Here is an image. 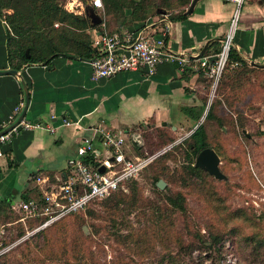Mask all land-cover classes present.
Listing matches in <instances>:
<instances>
[{
	"label": "rangeland",
	"instance_id": "obj_1",
	"mask_svg": "<svg viewBox=\"0 0 264 264\" xmlns=\"http://www.w3.org/2000/svg\"><path fill=\"white\" fill-rule=\"evenodd\" d=\"M58 2L63 3L62 0ZM7 12L12 13V10ZM105 23L108 32L128 26L111 15L106 16ZM250 77L246 85L232 86L233 81H227L223 75L215 91L208 87L202 101L206 105L205 114L198 122L187 116L173 119L171 123L176 130L150 123L142 125L137 148L140 154L154 158L137 179L142 206L128 218L133 233L147 231L148 239L144 240L143 248L148 249L145 253H151L149 257L137 255L104 232L93 233L95 227L107 223L110 214L98 201L87 210L45 229L47 234L32 248L26 245L32 235L23 239L26 232L14 221L18 214H10L3 221H11V224L0 226L3 231L0 241L7 244L3 245L6 251L0 257V264H76V256L83 251L87 264H110L120 259L133 264H153L167 251L177 255L178 264H244L236 244L225 233L224 225L227 228L230 225L225 222L222 209L229 206L257 214L264 212V79L261 73ZM210 112L213 119L208 118ZM198 123L205 126L210 147L221 157L220 167L227 175L225 180L209 174L188 177L184 173L190 162L185 148ZM173 142L179 143L172 147ZM127 144L131 145V141ZM193 159L195 161V157ZM164 166L168 175L162 178L166 183L162 190L151 176L156 168ZM177 192L184 195L186 210L174 212L167 220L165 231L149 228L143 213L157 215L159 205L165 206V197ZM89 210L97 213V217L90 216ZM125 214L126 210L120 213L119 219ZM27 254L31 255L30 261Z\"/></svg>",
	"mask_w": 264,
	"mask_h": 264
},
{
	"label": "crops",
	"instance_id": "obj_2",
	"mask_svg": "<svg viewBox=\"0 0 264 264\" xmlns=\"http://www.w3.org/2000/svg\"><path fill=\"white\" fill-rule=\"evenodd\" d=\"M235 8L227 0L198 1L187 19L169 18L172 25L166 38L168 47L190 58L203 55L206 49L213 51L211 43H222ZM157 19L151 17L122 31L137 35L145 28L159 37L167 22L164 17ZM234 46L264 79V0H245ZM8 69H13L8 60V26L0 15V70ZM19 72L30 94L26 119L40 121L54 131L47 127L22 131L4 146L6 154L0 157V226L10 223L2 218L17 213L15 205L33 195L37 175L55 176L66 171L68 159L77 157L81 139L92 134L90 128L102 122L106 127L135 129L148 123L168 127L162 123L184 116L194 120L183 109L200 108L207 94L198 72L182 70L171 62L161 64L153 75L141 69L100 80L93 78L90 61L65 56L49 65H33ZM22 88L19 76L0 75V131L14 122V108L25 99ZM64 118L75 123L66 126ZM128 147L140 153L132 141Z\"/></svg>",
	"mask_w": 264,
	"mask_h": 264
},
{
	"label": "trees",
	"instance_id": "obj_3",
	"mask_svg": "<svg viewBox=\"0 0 264 264\" xmlns=\"http://www.w3.org/2000/svg\"><path fill=\"white\" fill-rule=\"evenodd\" d=\"M103 2L107 16H114L117 22L132 26L135 23L145 22L151 17H158L157 20H160L164 17V14L159 13V9L166 10V15L172 20H185L189 17L187 11L192 0H103ZM9 9L12 10V13L7 12ZM0 15H2L8 26L9 65L17 71H23L33 65H49L55 58L60 56L90 61L97 55L93 46L94 30L101 29L103 26H94L86 16L70 13L65 10L58 0H0ZM121 31L122 29H117L115 32ZM213 47V51L206 49L203 55L219 53L222 48L220 40L212 42L210 48ZM259 72L261 71L241 57L235 46L232 47L229 55V63L224 73L228 79L227 81H233L232 86H236L237 84L239 86L246 85L251 80L250 75ZM198 74L202 89L207 93V88L211 87V80L203 69ZM225 83L228 84V82ZM205 109L206 105L203 104L197 109L185 107L183 111L195 121H199ZM208 118H214L212 112L208 114ZM207 147H210L207 139V130L201 124L195 129L188 146L185 148L186 155L190 159V164L185 166L184 169V173L188 177H202L204 174H208V172L192 166V163H194L193 158ZM87 162L92 165H98V162L93 156L87 157ZM167 175L166 167L164 166L156 168L151 178L156 183L163 176L165 177ZM50 176L54 177V175ZM137 179L129 182V192L120 189L101 200V203L110 211V214L106 218L107 223L95 227L93 233L99 235L104 232L116 241L128 246L137 255L140 253L143 257H149L151 253H145L144 251L148 249L143 248L144 240L146 241L148 239L146 237L147 231L140 234L133 233L131 231L132 222L128 218L135 209L142 206V203H140L142 195L138 187ZM29 198H41L37 187H35L32 196L24 197V199ZM165 198V206L159 205L158 207V212L160 213H157L155 216L153 214L147 216L146 212L143 213L146 218V223L149 224V228H162L165 231V227H168L167 220L169 221L173 217L174 212H183L186 210L185 197L181 192L168 195ZM124 210H126V214L120 220L119 215ZM222 211L225 222L230 225L229 228L224 225L225 233L236 244L242 261L245 262L244 264H264V212L257 214L254 211L250 212L244 208H230L229 206H225ZM76 214L78 213L70 216ZM89 214L92 217H97V213L94 211H90ZM6 217H9V214H6L2 220ZM68 217L33 234L27 240L26 245L31 248L36 247L38 239L42 235L47 234L45 229L58 225ZM7 222L11 221H4V223ZM171 225H174V222ZM21 227L25 233L24 227L22 225ZM124 230L128 232L125 234L123 233ZM26 256H29L27 260L30 261L31 255L27 254ZM75 262L76 264L88 263L85 251L78 253ZM110 264L133 263L120 259L118 262L112 261ZM153 264H178L177 255L173 254L172 251H167L157 258Z\"/></svg>",
	"mask_w": 264,
	"mask_h": 264
},
{
	"label": "built area",
	"instance_id": "obj_4",
	"mask_svg": "<svg viewBox=\"0 0 264 264\" xmlns=\"http://www.w3.org/2000/svg\"><path fill=\"white\" fill-rule=\"evenodd\" d=\"M62 1L65 10L70 13L86 16V10L92 8L102 18L100 25L103 27L94 30L93 46L97 55L90 60L95 80L141 69H144L148 75H153L161 64L171 62L178 64L182 70L191 68L199 72L203 69L211 80L213 91L217 89L228 66L245 2V0H227L233 2L236 8L219 53L213 56L201 55L190 58L175 53L168 47L166 38L172 25L168 15H164L167 24L159 37L145 28L137 35L130 30L109 33L106 30L107 14L103 0ZM24 106L23 98L14 108V116H12L14 122L22 113ZM63 123L70 126L75 122L64 118ZM44 127L54 131L40 121L32 122L24 117L7 133L0 135V157L5 156L4 146L11 142L14 136L22 131ZM90 129L93 131L92 134L81 139L77 148V157L68 159L63 174L54 177L46 174L35 177L41 198L23 199L14 206L18 213L16 223L21 224L26 232L23 239L65 217L85 211L95 202L107 198L117 190L127 191L129 182L137 179L154 158L132 152L128 147L130 146L127 144L128 140L134 145L139 142L142 127L113 128L106 127L102 122ZM89 156H93L98 165L87 162ZM102 166L105 167V171H101ZM1 234L0 239L3 238ZM3 245L0 241V256L6 251L3 250Z\"/></svg>",
	"mask_w": 264,
	"mask_h": 264
},
{
	"label": "water",
	"instance_id": "obj_5",
	"mask_svg": "<svg viewBox=\"0 0 264 264\" xmlns=\"http://www.w3.org/2000/svg\"><path fill=\"white\" fill-rule=\"evenodd\" d=\"M198 1H200V0H192V3H191V5L187 11L189 14H191L193 12ZM158 12L161 14H164V15L167 14L166 10H164V9H159ZM86 17L89 20V22L94 26L100 25L102 23V18L92 8H89L86 10ZM27 54H28V51H27ZM2 74H13V75H17L20 77L24 91H25V106H24V109H23L21 115L19 116L18 120H16V122H14L8 128H5L4 130L0 131V135L7 133L12 127H14L15 125H17L21 122V120L27 114V110H28L29 103H30L29 89H28V86L26 85V83L24 82V79L22 78L21 73L15 69H8V70H0V75H2ZM162 125L172 127L174 130H176V128H177L176 126L172 125V123H170V122H163ZM200 125L201 124L199 123L196 126V129ZM243 132L246 135H248L245 130H243ZM220 164H221V157L219 156V154L216 152L215 149L210 148V147L203 149L196 159V166L199 167L200 169L208 172L210 175L214 176L215 178H217L219 180L227 179V175L222 172V170L220 168ZM101 171H105L104 166L101 167ZM157 185L162 190L166 187V183L162 179H160L158 181Z\"/></svg>",
	"mask_w": 264,
	"mask_h": 264
},
{
	"label": "flooded vegetation",
	"instance_id": "obj_6",
	"mask_svg": "<svg viewBox=\"0 0 264 264\" xmlns=\"http://www.w3.org/2000/svg\"><path fill=\"white\" fill-rule=\"evenodd\" d=\"M176 129H177V128H176ZM194 131H195V130H194ZM194 131H193V132H194ZM193 132L189 135L190 138H191V135L193 134ZM187 138H188V137H187ZM183 140H184V139H183ZM183 140H182V141H183ZM182 141H181V142H182ZM189 141H190V140H189ZM178 143H179V142H173V143H172V147H175ZM210 148H212V147H210ZM213 149H214V148H213ZM216 152H217V151H216ZM199 154H200V152H199V153L197 154V156L195 157V161H194V163H192V166L197 167V166H196V159H197V157H198ZM185 155H186V154H185ZM186 156H187V155H186ZM188 164H190V163L187 162V165H188ZM197 168H199V167H197ZM220 168H221V167H220ZM199 169H200V168H199ZM208 174H209V173H208ZM209 175H210V174H209ZM211 176H212V175H211ZM224 180H225V179H224Z\"/></svg>",
	"mask_w": 264,
	"mask_h": 264
}]
</instances>
